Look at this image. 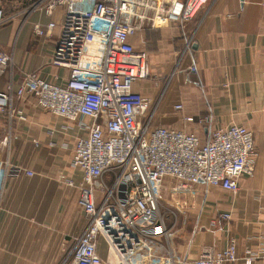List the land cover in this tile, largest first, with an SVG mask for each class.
I'll return each mask as SVG.
<instances>
[{
    "label": "crops",
    "instance_id": "1",
    "mask_svg": "<svg viewBox=\"0 0 264 264\" xmlns=\"http://www.w3.org/2000/svg\"><path fill=\"white\" fill-rule=\"evenodd\" d=\"M35 2L0 0V53L12 58L0 90L13 95V107L24 117L0 116V140L11 133L1 153L24 170L0 195V264H61L89 223L79 204L83 174L71 166L79 127L40 108L31 95H18L29 74L57 86L70 78L68 69L52 64L63 12L46 17L32 9ZM51 22L56 27L50 33L35 34L36 24L47 31ZM132 43L149 56V79L136 91L158 105L154 126L195 132L204 141L230 125L255 135L254 175L244 176L237 192L197 185L196 208L176 215L173 252L192 263L205 248L221 251L231 239L241 255L259 252L264 247V0H210L192 21L138 33ZM178 104L182 110L175 109ZM253 264H264V255Z\"/></svg>",
    "mask_w": 264,
    "mask_h": 264
},
{
    "label": "built area",
    "instance_id": "2",
    "mask_svg": "<svg viewBox=\"0 0 264 264\" xmlns=\"http://www.w3.org/2000/svg\"><path fill=\"white\" fill-rule=\"evenodd\" d=\"M209 1L34 3L32 9L49 18L58 9L63 12L52 64L68 69L70 78L57 86L29 74L18 95H31L40 108L75 123L81 131L75 138L71 166L83 174L79 204L89 223L61 264H253L264 255V247L241 255L236 239L221 251L205 248L192 263L173 252L170 240L177 217L169 227L162 206L176 212L195 209L196 186L201 182L237 192L240 180L255 173V135L245 126L230 125L215 129L210 140L204 141L195 132L154 126L158 105L152 111L151 100L136 91L138 84L149 79V56L135 48L132 38L173 22L192 21ZM3 21L0 8V26ZM55 27L51 22L45 31L36 24L34 31L41 37ZM11 63L10 55L0 53V77ZM190 72L195 73L196 67ZM13 99L10 92L0 90V116L23 120ZM175 109L182 110L183 105ZM10 140L11 133L0 140V195L8 181L24 171L1 153ZM223 217L229 219V215Z\"/></svg>",
    "mask_w": 264,
    "mask_h": 264
},
{
    "label": "rangeland",
    "instance_id": "3",
    "mask_svg": "<svg viewBox=\"0 0 264 264\" xmlns=\"http://www.w3.org/2000/svg\"><path fill=\"white\" fill-rule=\"evenodd\" d=\"M147 32V31H146ZM156 107V104H152V111H153V109ZM162 211H163V213L164 214H166V218H167V220H168V222H167V224H168V226L169 227H171L172 226V223H174V220L176 219V215H177V213L178 212H176V211H174L173 209H171L168 205H166V204H164L163 206H162ZM176 231V230H175ZM174 230H173V232L172 233H174L175 232ZM102 246H104L103 244H102Z\"/></svg>",
    "mask_w": 264,
    "mask_h": 264
}]
</instances>
